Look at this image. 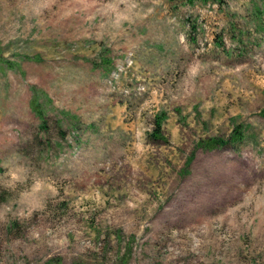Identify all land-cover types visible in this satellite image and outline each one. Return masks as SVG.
Segmentation results:
<instances>
[{
    "label": "rangeland",
    "instance_id": "1",
    "mask_svg": "<svg viewBox=\"0 0 264 264\" xmlns=\"http://www.w3.org/2000/svg\"><path fill=\"white\" fill-rule=\"evenodd\" d=\"M0 264H264V0H0Z\"/></svg>",
    "mask_w": 264,
    "mask_h": 264
},
{
    "label": "trees",
    "instance_id": "2",
    "mask_svg": "<svg viewBox=\"0 0 264 264\" xmlns=\"http://www.w3.org/2000/svg\"><path fill=\"white\" fill-rule=\"evenodd\" d=\"M235 139V140H234ZM232 140L233 141H237L239 140V138H236V137H232ZM224 143L221 141V140H218V139H212V140H209L208 143H206V145L209 147V148H216V147H219L221 145H223Z\"/></svg>",
    "mask_w": 264,
    "mask_h": 264
}]
</instances>
